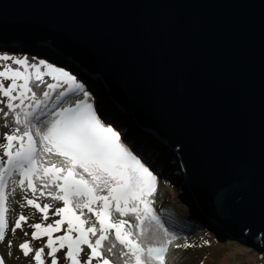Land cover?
<instances>
[{
	"label": "water",
	"instance_id": "obj_1",
	"mask_svg": "<svg viewBox=\"0 0 264 264\" xmlns=\"http://www.w3.org/2000/svg\"><path fill=\"white\" fill-rule=\"evenodd\" d=\"M36 39L168 151L206 228L264 253V0H0V44Z\"/></svg>",
	"mask_w": 264,
	"mask_h": 264
},
{
	"label": "snow or ice",
	"instance_id": "obj_2",
	"mask_svg": "<svg viewBox=\"0 0 264 264\" xmlns=\"http://www.w3.org/2000/svg\"><path fill=\"white\" fill-rule=\"evenodd\" d=\"M9 60L21 67L5 64L0 71L6 98L0 104L7 109L0 107V114L14 124L0 143V241L8 229L9 196L19 188L26 193L24 206L39 211L42 221L53 208L60 217L29 225L33 240L47 237L39 249L28 241L19 245L35 264H46L45 248L50 264H61V252L66 264H168L170 247H192L174 243L177 235L153 207L158 176L150 161L98 114L77 75L45 60L0 55ZM45 197L62 206L41 205ZM27 220L20 215L12 231Z\"/></svg>",
	"mask_w": 264,
	"mask_h": 264
},
{
	"label": "rangeland",
	"instance_id": "obj_3",
	"mask_svg": "<svg viewBox=\"0 0 264 264\" xmlns=\"http://www.w3.org/2000/svg\"><path fill=\"white\" fill-rule=\"evenodd\" d=\"M26 46H29V45H26ZM18 47L22 48V47H25V45L18 46ZM19 51H20L19 53L21 54H19L18 52H13L12 55L9 53L0 51V55L7 54L11 57L20 56V55L21 57L23 56L24 57L27 56L28 58L33 57L30 54L28 55L27 53L21 50ZM58 51L61 52L60 50ZM43 59L44 58H41V59L38 58L37 60H43ZM29 63H35V62L29 59ZM5 64L11 65L13 68L21 67L19 65H15L11 60L0 61V71L3 70V66ZM21 70L23 71L22 68ZM29 71L32 72L34 76L35 70L29 69ZM42 71H44V69H42ZM45 80H50V77L45 76ZM96 81H97L96 82L97 85H99L102 92L107 93L103 89L101 85V81L99 80H96ZM8 83H10V81H6L5 86H7ZM108 96L106 99V103H108L110 106H108L107 113L114 114L117 110L115 112L112 111L111 113V109L113 107L114 108H118V107L113 102L114 98H112L111 100ZM0 99H4L6 101V98L2 97V95H0ZM91 102L95 106L94 98L91 100ZM0 107H3L5 108V110H7L6 103L0 104ZM122 116L123 118H128L124 115ZM105 118H110V116H106ZM105 118L103 117L104 120H106ZM12 121H13L12 116L5 118L2 114H0V143L5 142L3 140L5 133L10 132L11 127L14 126ZM6 123L8 124V127H5ZM135 128L134 127L132 128L133 130H137V133H134V135H141V132ZM121 134L123 133L121 132ZM146 140L147 142L148 140H150V142L154 141L151 138L147 139V136H146ZM155 143L154 145H157ZM0 155H2V150H0ZM161 155L162 157L165 158V161L163 162H166L167 166L169 167L171 171L166 172L167 174L164 176L160 174L157 175L158 184H157L156 194L154 197L155 203L153 207L163 219L164 215L163 213H161V210L164 209V207L166 206V204H168V202L170 204H175L178 200V194H177L178 191L175 190L173 187L168 189L167 185L172 186L171 185L172 183H175V184L177 183L176 187L177 188L181 187L179 184L180 183L179 179L181 178L182 174L179 171V169L176 168L175 159L171 158L170 154H167L164 148L163 150H161ZM155 174L157 173L155 172ZM168 175H170V177ZM17 178L18 177H14V179H17ZM164 183L166 185H164ZM12 187L13 185L11 184V182H9L8 190L10 191ZM172 191H173V197H170V193L168 192H172ZM25 195L26 193L24 191L17 188L15 195L9 196L8 205H7L9 208V211L7 213L8 229L6 231L4 241H0V258H3L4 264H35V261L32 255L24 256L23 251L20 249L19 245L28 241L30 242L33 249H39L40 247L45 245L47 241V237H43L39 240H33L31 234L34 231V229H32L29 225L34 224V223H42V222L52 223L55 219L60 218L52 214L54 211V208H53L52 210L49 211V220L46 222L42 221V214L39 211L32 208L31 206H24L26 205V201L24 199ZM28 198H32L30 193L28 194ZM39 202L41 203V205H43V203H53L55 207L62 206L61 202H53L48 197L43 198ZM186 213L187 215H189L188 211ZM20 215H24L25 217L28 218L27 223L22 222V225H23L22 229H16L15 232H13L12 229L15 227V221L19 218ZM211 231L215 232L220 240L217 241L216 238L213 236V234L209 233L210 230L209 231H204L201 229L195 230V231L191 230L189 232H181L179 234L174 232L178 237L177 240L174 242L175 244L183 245L187 243V244L192 245V247H170V250L168 253V264H264V257L252 249L253 247L249 245L250 241H248L246 238L242 240L240 236L236 235V233L231 232V231L218 232L217 230H213V229H211ZM25 233H27V235H25ZM62 234H63V231L54 233L53 237L62 235ZM250 249H252L254 252H251ZM48 251L49 250L45 248L46 264H50V258L47 257ZM261 254H264V253H261ZM58 257L60 258L61 264H66V261L64 259V252L58 253ZM93 264H96V262L94 261Z\"/></svg>",
	"mask_w": 264,
	"mask_h": 264
},
{
	"label": "trees",
	"instance_id": "obj_4",
	"mask_svg": "<svg viewBox=\"0 0 264 264\" xmlns=\"http://www.w3.org/2000/svg\"><path fill=\"white\" fill-rule=\"evenodd\" d=\"M1 52H6L9 54H13V52H20L19 50L27 53L28 55L30 54L31 56H33L31 59V61L35 62L38 61V56L39 57H45V60L52 63L55 66H61V67H67V69L72 70L73 72L77 73L80 77H83V80L86 86V90H91V92L93 93V95H97L95 98V96H92V99H98L99 101L100 98L98 97V92L97 90L94 88L93 84L90 81L89 77L83 73L82 75L80 74V72L75 68V66L64 60L60 55H56L55 53L52 52V50L46 51L41 49L40 45H36L35 48H30V47H23V48H1L0 47ZM21 54V53H19ZM34 55H38V56H34ZM23 56V55H22ZM27 57V56H26ZM15 58H24L20 56H15ZM28 58V57H27ZM44 71H46L44 69ZM80 80V79H79ZM82 82V80H80ZM97 100V101H98ZM95 102V100H94ZM96 108L98 110V114L103 118L106 117L104 111H102L99 107V105H96ZM107 119L109 122L112 123V125L114 127H117V129H121L122 126L128 128L126 130H123V134H122V139L126 142V144L128 146H130L131 149H133L135 152L139 153L141 156H143L144 158H146L148 161H150V165L151 167L154 168L155 172L158 170L162 171L161 167L164 166V173L162 172H158L160 173V175H166L168 171H171L169 169V167L167 166L165 161V158L162 157L161 155V147L162 146H156L153 147L151 144L148 143H144L142 147L138 146L139 142H141L143 139L146 138V136L144 134L140 135L141 137L136 140L134 139L132 136L134 135V133H137V130H133L132 128L134 127L132 122L129 120L128 122H126L127 124H124L122 122L120 123H116L114 122L113 118H105ZM135 128V127H134ZM136 129V128H135ZM126 131V132H124ZM136 136V135H135ZM143 137V138H142ZM146 142V141H144ZM163 148V147H162ZM168 151L166 150V153ZM163 154V152H162ZM158 168V169H157ZM170 177V175H168ZM177 184V183H176ZM175 183H172V186L167 185V188H171L173 187L175 190H177V194H178V200L175 204H170L168 202V204H166V206L164 207L163 210H161V213H163L164 218L168 221V223L165 224L166 227L169 228L170 231L175 232L177 234L181 233V232H189V231H195V230H204V231H209V233L213 234V236L216 238V240H220L217 236V234L215 232H212L211 229L206 228V226L204 225V223L202 222V220L196 216L194 214V209H193V204L189 201V199L187 198V196L185 195L186 192L183 191L182 187H176ZM164 185H166L164 183ZM170 193V197H173V191L172 192H168ZM189 213V215H187V212ZM212 236V237H213ZM211 237V235H210ZM257 246H260L259 244ZM253 250H255L258 254H260L259 250L260 248H252ZM252 249H250L251 252H254ZM256 253V254H257ZM257 254V255H258ZM264 257V254H260Z\"/></svg>",
	"mask_w": 264,
	"mask_h": 264
},
{
	"label": "bare ground",
	"instance_id": "obj_5",
	"mask_svg": "<svg viewBox=\"0 0 264 264\" xmlns=\"http://www.w3.org/2000/svg\"><path fill=\"white\" fill-rule=\"evenodd\" d=\"M19 45H25V46H26V45H29V44H19ZM66 53H68V57H69V59L75 61L74 58H72V55H71L69 52H66ZM42 58H45V57L42 56ZM103 95H104V94H102V97H103ZM102 97L100 96L101 99H102ZM116 101H117V102H116V105H117L118 108H114V107H113V108L111 109V113H112V111L115 112L116 110H117V111L120 110V111L124 112L123 115L126 116V117H128V119L132 118V114H131V112H127V111L125 110V108L123 107V105L121 104V102L118 101L117 99H116ZM113 109H114V110H113ZM127 110H129V109H127ZM125 111H126V112H125ZM129 111H130V110H129ZM128 113H130V114H128ZM112 114H113V113H112ZM132 124H133V123H132ZM133 125H134V124H133ZM134 126H135V125H134ZM135 127H136V126H135ZM140 132H141V131H140ZM142 133H144V134L147 136V139H150V137H149L145 132H142ZM163 148H164V147H163ZM163 148L161 147L162 150H163ZM164 149H165V148H164ZM232 232H235V231L232 229Z\"/></svg>",
	"mask_w": 264,
	"mask_h": 264
},
{
	"label": "clouds",
	"instance_id": "obj_6",
	"mask_svg": "<svg viewBox=\"0 0 264 264\" xmlns=\"http://www.w3.org/2000/svg\"><path fill=\"white\" fill-rule=\"evenodd\" d=\"M137 129V128H136ZM155 142L153 141V143L152 144H154Z\"/></svg>",
	"mask_w": 264,
	"mask_h": 264
}]
</instances>
